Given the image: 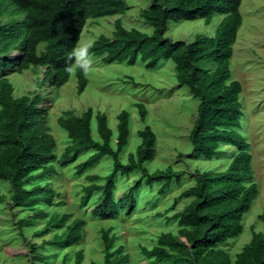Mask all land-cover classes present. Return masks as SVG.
I'll return each mask as SVG.
<instances>
[{
  "label": "trees",
  "instance_id": "trees-1",
  "mask_svg": "<svg viewBox=\"0 0 264 264\" xmlns=\"http://www.w3.org/2000/svg\"><path fill=\"white\" fill-rule=\"evenodd\" d=\"M241 2L150 0L149 7L142 10V16L153 27L151 34L126 30L117 19L112 39L100 36L86 51L87 55L102 58L104 63L132 64L138 60L146 62L148 68H154L161 60L171 61L178 84L187 88L198 101L189 133L191 153L212 160L222 153L223 146L235 149V153L229 150L231 156L224 170L194 171V184L177 196L178 200L190 201L174 214L182 227L179 233L184 242L171 234H161L152 249H142V253L155 262L230 264L229 255L222 247L241 233V221L257 195L256 184L251 182L249 144L241 132V85L231 79L229 70L232 45L242 23ZM126 7L124 0H0V16H9L7 22H0V70L13 67L21 72L43 68L44 76L56 88L68 83L74 70L77 92L81 94L87 86V78L82 66L75 63V49L86 20L123 14ZM214 16H222V19L214 27L211 37L198 35L192 42H185L166 36L168 23L210 21ZM209 65L214 67L207 68ZM11 91L8 79L0 76V181L11 185L12 205L34 209L31 218L44 217V231L63 229L54 234V246H72L81 239L84 221L76 218L66 225L69 215L43 214L35 208L40 203H50L54 196L47 184L31 185L38 177L55 171L52 164L56 158L54 141L45 124L46 110L37 107V96L13 99ZM137 107L140 120L144 121L146 110L141 104ZM129 117L126 110H121L116 116L115 130H112L106 116L96 114L99 142H94L91 136L90 108L79 117L58 121L72 144L59 156L61 164L74 162L81 151L90 148L95 152L76 166L78 173L102 157L112 161V171L103 178L104 183L84 188L82 199V205H86L93 192H100L93 214L102 220L117 216L124 204L134 205V192L140 183L136 182L117 201L114 189L118 174L140 171L147 184L161 183L160 193L167 190L172 181L178 185L189 175L170 167L149 173L144 164L153 159L155 143V134L149 126L137 132L140 144L135 155H128L126 163L121 162L120 153L128 144ZM260 219L264 221L263 216ZM22 223L27 224L28 220ZM110 231H101L102 264H124L126 256L122 255V248L113 249L114 237L109 235ZM74 256L75 263L82 258L80 253ZM233 264H264V236L254 234L235 255Z\"/></svg>",
  "mask_w": 264,
  "mask_h": 264
},
{
  "label": "rangeland",
  "instance_id": "rangeland-1",
  "mask_svg": "<svg viewBox=\"0 0 264 264\" xmlns=\"http://www.w3.org/2000/svg\"><path fill=\"white\" fill-rule=\"evenodd\" d=\"M124 1L127 7L123 14L86 20L75 49V63L82 66L87 78L83 93L77 92L74 70L68 83L60 88L51 86L52 81L44 76L43 68H29L21 72L13 67L0 70V76L6 77L12 87L13 99L37 96V107L45 109L47 113L45 124L54 141L53 154L56 158L52 164L55 171L38 177L31 185L47 184L54 196L50 203H40L35 208L43 214L54 212L69 215L66 225L76 218L84 221L78 243L56 247L52 244V238L63 229L44 231V217L31 218L34 209L12 205L11 185L0 181V264H102L101 231L105 229H111L109 235L114 237L113 249L122 248V255L126 256L124 264H167L146 257L142 249H152L161 234H171L184 242L179 233L182 227L174 214L190 200H178L177 196L194 184L195 170L222 171L228 164L231 156L229 150L232 149L227 146H223L222 153L212 160L191 153L189 133L198 101L192 98L187 88L178 84L171 61L161 60L154 68H148L146 62L138 60L132 64L104 63L102 58L86 54L100 36L112 39L117 19L126 30L152 33L153 27L142 16V10L149 7L150 0ZM239 12L242 23L232 45L229 70L231 79L241 85V132L249 144L251 182L256 184L257 195L241 221V233L222 247L229 255L230 264L254 234L264 236V221L260 219V216L264 217V0H242ZM8 19L7 15L0 16L1 23ZM221 19L222 16H214L210 21L168 23L166 36L185 42H192L198 35L211 37ZM213 67L209 65L207 68ZM138 104L146 110L144 121L140 120ZM88 108L92 110L90 131L94 142H99L96 114H104L108 127L115 130L118 113L121 110L129 113L128 144L120 153L121 162L126 163L128 155H135L140 144L137 132L149 126L155 134L153 159L144 164L149 173L170 167L189 175L184 176L178 185L172 181L169 188L160 193L161 183L147 184L140 171L118 174L114 189L117 201L136 182L140 183L134 192L133 207L124 204L120 213L111 219L102 220L95 216L93 213L98 207L100 192H93L88 203L82 205L84 188L104 183L103 178L112 171L111 159L102 157L81 173H78L76 166L91 156L94 148L81 151L76 160L67 165L58 161L65 149L72 146L58 121L71 116L79 117ZM232 153H235V149ZM26 220L27 224L22 223ZM75 253L82 255L78 263H75Z\"/></svg>",
  "mask_w": 264,
  "mask_h": 264
}]
</instances>
